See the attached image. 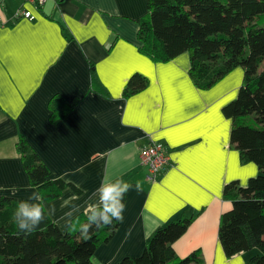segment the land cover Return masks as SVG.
<instances>
[{
	"label": "crops",
	"instance_id": "1",
	"mask_svg": "<svg viewBox=\"0 0 264 264\" xmlns=\"http://www.w3.org/2000/svg\"><path fill=\"white\" fill-rule=\"evenodd\" d=\"M23 4L34 20L15 18ZM145 13V0L0 5V198L18 204L39 194L17 148L23 136L52 178L79 189L64 188L44 203L62 232L88 217L104 178L131 185L124 219L96 248L95 264L139 256L157 228L183 216L193 220L173 243L178 257L197 251L204 264H246L252 250L226 257L217 236L220 215L230 206L225 184L245 186L259 172L230 144L231 121L222 113L236 97L243 69L197 88L188 52L155 62L139 50L137 20ZM133 73L147 84L124 96ZM55 98L76 100L57 124L49 120ZM151 140L165 145L170 160L154 179L137 159Z\"/></svg>",
	"mask_w": 264,
	"mask_h": 264
},
{
	"label": "trees",
	"instance_id": "2",
	"mask_svg": "<svg viewBox=\"0 0 264 264\" xmlns=\"http://www.w3.org/2000/svg\"><path fill=\"white\" fill-rule=\"evenodd\" d=\"M145 4L137 35L139 50L151 60L165 62L188 52L189 76L200 89L212 87L238 66L243 69L236 97L222 113L231 121L230 144L259 172L245 186L236 180L225 184L223 196L230 206L220 215L217 236L226 257L256 248L246 264H264V0H145ZM146 84L145 76L133 73L123 95ZM75 103L52 99L50 122L59 123ZM17 148L28 180L39 192L38 203L44 205L67 187L79 192L74 184L52 178L23 136ZM17 206L12 198H0V264H95L96 248L111 240L119 226V222L92 225L85 234V217L62 232L47 215L26 234L16 224ZM192 220L183 216L157 228L139 256L123 257L117 264H204L197 251L178 257L173 248Z\"/></svg>",
	"mask_w": 264,
	"mask_h": 264
},
{
	"label": "clouds",
	"instance_id": "3",
	"mask_svg": "<svg viewBox=\"0 0 264 264\" xmlns=\"http://www.w3.org/2000/svg\"><path fill=\"white\" fill-rule=\"evenodd\" d=\"M131 185L123 179L110 180L104 178L96 190L98 201L90 206L88 224L84 226V233L87 234L88 227L110 225L113 222H122L124 219L126 193ZM38 193H33L29 200L18 203L15 218L18 229L22 233L31 234L47 218V215L54 212V209L45 211V206L40 201ZM85 238H88L87 235Z\"/></svg>",
	"mask_w": 264,
	"mask_h": 264
},
{
	"label": "built area",
	"instance_id": "4",
	"mask_svg": "<svg viewBox=\"0 0 264 264\" xmlns=\"http://www.w3.org/2000/svg\"><path fill=\"white\" fill-rule=\"evenodd\" d=\"M46 0H25V3L33 7H40ZM4 0H0V5ZM15 18H23L29 21L35 19V15L24 4L15 11ZM138 164L147 171L149 179H154L159 172L169 165V157L163 143L151 140L150 143L138 152Z\"/></svg>",
	"mask_w": 264,
	"mask_h": 264
},
{
	"label": "rangeland",
	"instance_id": "5",
	"mask_svg": "<svg viewBox=\"0 0 264 264\" xmlns=\"http://www.w3.org/2000/svg\"><path fill=\"white\" fill-rule=\"evenodd\" d=\"M262 65H264V62L262 63ZM262 65H260V66L262 67ZM238 67H239V66H238ZM252 252H253V253L257 252V249L254 248V249L252 250Z\"/></svg>",
	"mask_w": 264,
	"mask_h": 264
}]
</instances>
